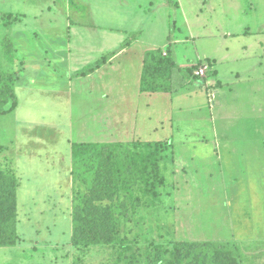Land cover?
Returning a JSON list of instances; mask_svg holds the SVG:
<instances>
[{
	"label": "rangeland",
	"instance_id": "374dc122",
	"mask_svg": "<svg viewBox=\"0 0 264 264\" xmlns=\"http://www.w3.org/2000/svg\"><path fill=\"white\" fill-rule=\"evenodd\" d=\"M0 31L18 100L0 114V170L18 182V242L0 264H125L123 243L143 259L194 242L264 264V0H0ZM169 46L172 87L145 91L144 51ZM206 58L202 84L188 67ZM159 139L161 200L142 196L119 241L72 245L73 146Z\"/></svg>",
	"mask_w": 264,
	"mask_h": 264
},
{
	"label": "trees",
	"instance_id": "16d2710c",
	"mask_svg": "<svg viewBox=\"0 0 264 264\" xmlns=\"http://www.w3.org/2000/svg\"><path fill=\"white\" fill-rule=\"evenodd\" d=\"M107 59L102 56L76 74L87 75ZM198 64L188 67V72L193 78L199 77L203 84L207 78L193 71ZM203 64L211 70L210 77L216 75L210 59L206 58ZM175 69L170 46L147 50L140 72L143 89L156 93L169 90ZM14 81L12 73L0 70V114L17 106ZM140 141L132 144L82 142L73 146L71 174L84 189L75 191L71 214L72 245H106L119 241L123 226L129 220L130 208L137 210L142 196L145 195L143 201L147 200V203L161 200L165 183L162 163L166 159L167 146L161 139ZM17 183L13 174L0 170V247H13L18 242ZM121 246L125 249L122 255L125 264H242L243 260L236 247L227 249L228 243H181L171 251L155 245L154 253L143 259L137 253L134 255L133 246L124 243ZM128 252L130 256L126 255Z\"/></svg>",
	"mask_w": 264,
	"mask_h": 264
},
{
	"label": "crops",
	"instance_id": "0c3cea01",
	"mask_svg": "<svg viewBox=\"0 0 264 264\" xmlns=\"http://www.w3.org/2000/svg\"><path fill=\"white\" fill-rule=\"evenodd\" d=\"M10 12V11H9ZM7 14H11V13H7ZM17 28V27H16ZM16 28H14V30H15V34H14V36L16 37V36H19V37H22L23 36V34H24V32L25 31H23V30H17ZM6 33V32H5ZM4 33V34H5ZM2 39H3V37H2V31H0V40H1V43H2ZM6 45V44H5ZM10 47V50H14V47L13 46H9ZM162 48V47H161ZM123 49H125V47H122L118 52H116V53H114V55H111L101 66H103L104 64L106 65L108 62H110L111 60H114L115 58H119L120 57V53L119 52H121V50H123ZM125 51H127V50H125ZM14 52V51H13ZM31 52V51H30ZM144 52H146V51H144ZM16 55H18L17 53H16ZM0 57H1V64L2 63H11L13 60H14V58L15 57H11L10 58V55L8 54V50L6 49V47L5 48H3L1 45H0ZM71 58L69 57V55L68 56H66V57H64L63 58V64H61V65H66L67 66V64H71V62H69L68 63V61H71L70 60ZM176 64V63H175ZM101 66L100 67H98V68H96L94 71H92V72H90L89 74H87L86 76H89V75H91V74H93L95 71H97L98 69H100L101 68ZM190 66V65H189ZM82 67V66H81ZM3 67L0 65V69H2ZM81 69V68H80ZM213 69V68H212ZM51 70V69H50ZM74 79V78H73ZM139 79H140V77H139ZM141 82V81H140ZM171 87H172V83H171ZM15 92V91H14ZM162 93H165V92H162ZM146 94H143V96H145ZM143 96H141V98H143ZM17 104H18V100H17ZM215 103H213L212 104V106L214 105ZM12 111V110H11Z\"/></svg>",
	"mask_w": 264,
	"mask_h": 264
},
{
	"label": "built area",
	"instance_id": "2783aa9c",
	"mask_svg": "<svg viewBox=\"0 0 264 264\" xmlns=\"http://www.w3.org/2000/svg\"><path fill=\"white\" fill-rule=\"evenodd\" d=\"M208 70L207 64H203L202 66L199 67V69L194 71V74L200 75V76H205V72Z\"/></svg>",
	"mask_w": 264,
	"mask_h": 264
}]
</instances>
